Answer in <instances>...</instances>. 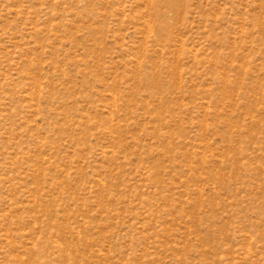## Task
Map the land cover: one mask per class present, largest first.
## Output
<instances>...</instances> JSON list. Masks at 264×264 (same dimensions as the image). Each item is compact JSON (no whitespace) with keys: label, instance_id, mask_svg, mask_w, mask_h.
I'll list each match as a JSON object with an SVG mask.
<instances>
[{"label":"rangeland","instance_id":"obj_1","mask_svg":"<svg viewBox=\"0 0 264 264\" xmlns=\"http://www.w3.org/2000/svg\"><path fill=\"white\" fill-rule=\"evenodd\" d=\"M0 264H264V0H0Z\"/></svg>","mask_w":264,"mask_h":264}]
</instances>
